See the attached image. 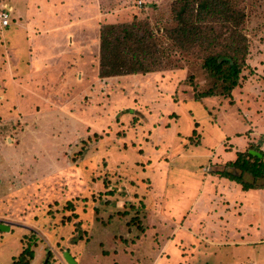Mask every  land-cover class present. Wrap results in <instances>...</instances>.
Segmentation results:
<instances>
[{
    "label": "rangeland",
    "instance_id": "1",
    "mask_svg": "<svg viewBox=\"0 0 264 264\" xmlns=\"http://www.w3.org/2000/svg\"><path fill=\"white\" fill-rule=\"evenodd\" d=\"M23 1V20L15 13L0 26V74L5 57L23 81L8 88L14 106L0 102V224L8 228L0 264H14L24 249L29 264H66L67 247L75 264H264V189L222 186L208 173L252 133L261 138L264 123L229 98L195 101L188 75L197 91L207 79L194 66L97 76L103 22L164 24L173 0H94V14L70 0ZM231 1L246 15L247 59L257 65L264 0ZM47 16L71 26L43 29ZM73 29L75 54L67 45ZM67 48L71 57L59 63ZM262 69H245L243 79L264 92L261 75L254 78ZM241 240L262 242L239 247Z\"/></svg>",
    "mask_w": 264,
    "mask_h": 264
},
{
    "label": "trees",
    "instance_id": "2",
    "mask_svg": "<svg viewBox=\"0 0 264 264\" xmlns=\"http://www.w3.org/2000/svg\"><path fill=\"white\" fill-rule=\"evenodd\" d=\"M245 22V13L231 0H173L164 24L136 17L129 24L103 22L98 37L97 76L110 79L149 75L190 65L207 79L204 88L197 91L194 75H188L195 101L213 97L234 100L235 91L247 81H254L243 79L245 69L263 68L253 76L261 75L258 81L264 83V55L257 65L247 59L250 49ZM260 136L236 151L232 161L212 164L208 173L238 185L242 191L264 189V134ZM29 196H33L30 191ZM70 249L66 251L70 253ZM31 257L24 249L14 264H29Z\"/></svg>",
    "mask_w": 264,
    "mask_h": 264
},
{
    "label": "crops",
    "instance_id": "3",
    "mask_svg": "<svg viewBox=\"0 0 264 264\" xmlns=\"http://www.w3.org/2000/svg\"><path fill=\"white\" fill-rule=\"evenodd\" d=\"M4 1L7 4H4L3 7H2V9L4 7H8L10 9V11H11L10 12V15H9V21H10V16L12 14H15L16 13L17 16L19 15L17 13V7L19 5L18 2L19 1H23V0H9V1L8 0H4ZM50 1H55V0H50ZM67 1L68 0H65L66 4L68 3ZM70 1H71L70 4L72 6V9H73V6L74 5H76V7L78 9H80L79 7L83 4V6L84 7L86 6L88 10L90 8H92V12L94 14V10H95V2H94V0H70ZM1 2H2V0H0V7L2 5ZM83 12H85V11H83ZM67 14H69V13H67ZM51 15L54 16V17H56V15H54V14H51ZM87 16H90V15L87 14ZM18 19L19 20L20 19L23 20L22 17H20V16H18ZM50 19L51 18L47 16L45 18V20H43L44 22L46 21V23L43 24L44 25L43 26V29H45V28H53V27L59 28V27H63V26H67V27H70L71 26V25H69L67 23H66V25L64 23L57 25L56 22H49V21H47V20H50ZM13 21L15 23V19H13ZM17 26L27 27L26 22H24V21L20 22L19 24L17 23ZM76 33H78V32L76 31ZM67 37L69 39V42L67 43V45L69 47H72V49L74 48L73 49V54H75L74 52H75V49L77 50V47H78V43H79L80 38H79L78 34L76 36V34L74 32V29H73V33L68 32ZM75 39H76V41H75ZM73 46H75V47H73ZM83 47H84V45L82 47H79V48L80 49H83ZM69 49L71 50V48H69ZM65 50L63 49V52L61 53L63 55V57L61 56V59H59V63H60L61 60H64L63 59L64 56L65 57H71L70 54L67 55L65 53V52H69L68 48H67L66 51ZM69 53H71V52H69ZM1 59L3 60L2 63L4 65V67L6 68V71L0 74V102L5 103V106L4 107H7V106H12V105H15L16 104L15 97L13 96V94H11L10 91H8L10 89V86L12 87V85L13 86H16V84H22L23 81H22V79H20V77H18V79L16 80V78L12 76L13 75L12 74V69H11V67L8 66L7 61H6V58L4 57V58H1ZM19 76H22V75H19ZM257 90H260V91L257 92ZM5 91H7L9 93V94H7L8 96L5 95ZM233 96H234L233 102L235 103V105L237 103H239L241 106H244V108L246 109V111L249 110V112H250L249 116H251L252 118H255V121H261V123H264V92H263V88H259L258 89L255 86L254 81L252 83L251 80H249V81H247V83L241 89H239L238 91H235V93H233ZM236 98H241V101H240V99H236ZM237 108H239V107L237 106ZM250 136H252L251 137L252 139L250 141H255V139L257 138L256 136H259V135H257V134L255 135V134L252 133ZM247 143L246 144L245 143L244 144H241L242 148H236L235 152L236 151H239V150H243L247 146ZM226 148H227L226 150H224V147H223V149H222V147L221 148H217V152L218 153L219 152H223L224 154H226L225 152L231 151L234 148V146L232 145L231 147H226ZM234 158H235V156H234ZM233 159L231 158V159H227V160H222L220 158V160L218 162H216V163H225L227 161H232ZM217 179L219 180L218 182H220V184L222 186L225 185V184H226L225 186H229V184H234L232 182H229V181H226V180H223V179H219V178H217ZM234 185H236V184H234ZM250 213H251L250 210H248V214H250ZM252 226H253L254 230H258L256 223H254ZM231 227H232L233 233L234 232H237L238 229H241V227H238V225L231 226ZM221 231H224L225 232V229H222ZM261 242H262V240H256L255 242H246V241L244 242L243 240H241V241H238L236 244L239 247H256L257 245H260ZM230 244L233 245L232 243H230ZM72 258L74 260H76L73 257V255H72Z\"/></svg>",
    "mask_w": 264,
    "mask_h": 264
},
{
    "label": "built area",
    "instance_id": "4",
    "mask_svg": "<svg viewBox=\"0 0 264 264\" xmlns=\"http://www.w3.org/2000/svg\"><path fill=\"white\" fill-rule=\"evenodd\" d=\"M10 9L8 7H4L1 11H0V26L2 28H6L9 24V15H10ZM262 150H264V143H263V147Z\"/></svg>",
    "mask_w": 264,
    "mask_h": 264
},
{
    "label": "water",
    "instance_id": "5",
    "mask_svg": "<svg viewBox=\"0 0 264 264\" xmlns=\"http://www.w3.org/2000/svg\"><path fill=\"white\" fill-rule=\"evenodd\" d=\"M258 156H259V154H258ZM3 230H8V228L6 226L0 224V231H3ZM62 257H63L64 261L66 262V264H75V261L73 260V258L71 257V255L67 251H65L63 253Z\"/></svg>",
    "mask_w": 264,
    "mask_h": 264
}]
</instances>
